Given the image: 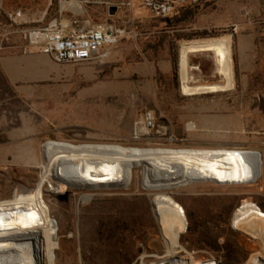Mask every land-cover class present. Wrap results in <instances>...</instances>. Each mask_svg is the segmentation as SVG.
Masks as SVG:
<instances>
[{"label": "rangeland", "instance_id": "obj_1", "mask_svg": "<svg viewBox=\"0 0 264 264\" xmlns=\"http://www.w3.org/2000/svg\"><path fill=\"white\" fill-rule=\"evenodd\" d=\"M88 1L85 11L91 20L125 32L105 58L57 63L25 54L19 36L0 46V201L33 192L45 150L54 143L234 155L199 162L190 181L223 184L174 183L168 190H145L138 166L118 188H66L50 179L37 203L50 225L54 264H121L120 248L127 243V250L140 252L129 264L221 263V254L199 249L190 235L178 239L180 219L184 206L196 209L209 199L214 208L230 201L236 207L230 227L236 232L232 218L244 201L264 205V179H257L261 157L235 156L264 157V0H197L165 20L153 18L140 0ZM48 3L0 0L5 27L0 34L9 32L6 14L43 13ZM222 36L231 38L235 89L184 97L180 43ZM191 64L201 67L205 82L220 80L212 78L210 59L192 58ZM23 127L31 129V137L19 134ZM33 130L40 136H33ZM35 151L38 159L33 155L31 161ZM0 213L3 222L10 219L7 207ZM32 217L20 209L13 220L36 229ZM109 220L136 231L122 243L96 240L94 227ZM241 223L250 237L236 232L248 253L245 262L264 264V224L251 216Z\"/></svg>", "mask_w": 264, "mask_h": 264}, {"label": "bare ground", "instance_id": "obj_2", "mask_svg": "<svg viewBox=\"0 0 264 264\" xmlns=\"http://www.w3.org/2000/svg\"><path fill=\"white\" fill-rule=\"evenodd\" d=\"M75 6L78 7V3ZM78 9L80 10L79 7ZM179 53L184 96L221 94L235 89L229 36L180 43ZM192 58L210 59L214 65L212 78L219 77L220 80L205 82L201 67L191 64ZM193 127L190 126L191 129ZM159 131L163 134L165 132L161 129ZM240 155L235 156L259 159L256 154ZM216 156L234 155L140 151L113 145L51 144L45 150L44 167L39 184L33 192L28 197L14 195L12 200L0 201V212L2 206L10 210V219L5 222L0 213V264L55 263L53 251L55 245L51 244L50 225L37 204L43 186L48 180L52 179L66 188L74 186L81 189L118 188L128 183L120 185L127 180L132 167L141 166L142 180L147 190H168L174 183L179 185L189 183L197 164L208 157ZM20 209H26L33 215L37 224L36 229L22 226L13 220L15 211Z\"/></svg>", "mask_w": 264, "mask_h": 264}, {"label": "built area", "instance_id": "obj_3", "mask_svg": "<svg viewBox=\"0 0 264 264\" xmlns=\"http://www.w3.org/2000/svg\"><path fill=\"white\" fill-rule=\"evenodd\" d=\"M196 1L140 0V3L153 18L165 20ZM89 4L88 0H58L55 6L53 0H49L45 13L23 10L8 13L6 18L10 28L9 32L0 34V46L10 42L13 36H19L25 54L45 55L57 63L77 64L105 58L107 49L115 46L125 32L111 24L91 20L85 11ZM4 28L0 20V30ZM179 84L181 90L180 77ZM148 120L152 122L153 117L148 115ZM261 160V177L264 179L262 155Z\"/></svg>", "mask_w": 264, "mask_h": 264}, {"label": "trees", "instance_id": "obj_4", "mask_svg": "<svg viewBox=\"0 0 264 264\" xmlns=\"http://www.w3.org/2000/svg\"><path fill=\"white\" fill-rule=\"evenodd\" d=\"M57 1L53 0L55 6H57ZM181 14L182 18L180 20L186 15L184 12ZM210 201L208 199L196 209L183 207L184 215L182 222L180 219L178 239L182 238L185 233L192 237L199 249L221 254L222 260L220 262L222 264H243L247 259L248 253L238 243L236 232L241 234L242 237L250 239L245 233L246 230L241 222L244 218L251 216L264 224V205L259 207L253 202L244 201L235 211L232 219V226L236 230L234 232L230 227V219L236 207L230 201H221L214 208H211L209 206ZM104 222V226L97 225L93 230L94 234L97 235L95 239L101 242L120 241L122 243L127 240V236L130 233L136 231V228L131 225H122V223L117 225L115 221L112 222L111 220ZM128 248V243L123 249L120 248V253L124 256V261L121 264L131 263L134 257L140 253L130 252V250H127ZM248 262L249 260L244 264H248Z\"/></svg>", "mask_w": 264, "mask_h": 264}, {"label": "water", "instance_id": "obj_5", "mask_svg": "<svg viewBox=\"0 0 264 264\" xmlns=\"http://www.w3.org/2000/svg\"><path fill=\"white\" fill-rule=\"evenodd\" d=\"M117 11V8H111L110 9V12H111V14H115V12ZM249 152V151H248ZM258 153V152H257ZM256 155H258L259 157H261V155L258 153V154H256ZM259 177L257 178V179H259V178H261V166H260V164H259ZM256 179V180H257ZM198 182H213V183H215V184H223V183H220V182H217V181H215V180H206V181H204V180H194L193 182H190V183H198ZM190 183H188V184H190ZM251 183V182H250ZM250 183H247V184H250ZM252 183H254V182H252ZM143 185V184H142ZM175 185L173 184L172 185V187H174ZM76 188H79L78 186H75ZM171 187V188H172ZM143 188L145 189V190H147L144 186H143ZM170 196H171V194H169ZM152 208H153V206H152ZM234 216V215H233ZM233 219V218H232ZM233 227V226H232ZM234 229V228H233ZM235 230V229H234ZM236 231V230H235ZM217 262V261H216ZM219 263V262H218ZM221 264V263H220Z\"/></svg>", "mask_w": 264, "mask_h": 264}, {"label": "crops", "instance_id": "obj_6", "mask_svg": "<svg viewBox=\"0 0 264 264\" xmlns=\"http://www.w3.org/2000/svg\"><path fill=\"white\" fill-rule=\"evenodd\" d=\"M33 133H34L33 136H35V137H39V136H40V134H37L36 132H34V130H33ZM19 134L22 135V136H25V137H27V136H30V137H31V129H25V128L23 127L22 130L19 132ZM16 135H17V136H20V135H18V134H16ZM38 142H39V141H36L35 143H38ZM0 152H4V149H1V148H0ZM29 155H30V158H31L33 155H35V158L38 159L37 151H35L34 153H30ZM31 161H33V158H31ZM34 161H35V160H34ZM32 164H33V162H32Z\"/></svg>", "mask_w": 264, "mask_h": 264}]
</instances>
